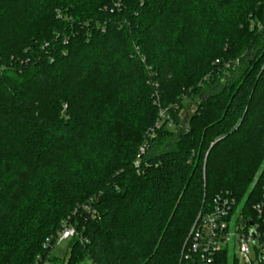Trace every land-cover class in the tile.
I'll return each instance as SVG.
<instances>
[{
    "label": "trees",
    "instance_id": "trees-1",
    "mask_svg": "<svg viewBox=\"0 0 264 264\" xmlns=\"http://www.w3.org/2000/svg\"><path fill=\"white\" fill-rule=\"evenodd\" d=\"M218 195L258 220L264 0H0V264H187Z\"/></svg>",
    "mask_w": 264,
    "mask_h": 264
},
{
    "label": "built area",
    "instance_id": "built-area-1",
    "mask_svg": "<svg viewBox=\"0 0 264 264\" xmlns=\"http://www.w3.org/2000/svg\"><path fill=\"white\" fill-rule=\"evenodd\" d=\"M236 207L235 198L218 195L212 210L199 216L188 237L189 253L184 254L187 264H214L215 254L222 249L229 251L230 243L238 246L239 256H235V264H264V200L253 206L258 220L244 217L237 221L232 233L229 228ZM75 234L76 227L67 223L57 237V244L68 241ZM192 254L200 256L193 259ZM85 264L98 263L89 261Z\"/></svg>",
    "mask_w": 264,
    "mask_h": 264
},
{
    "label": "rangeland",
    "instance_id": "rangeland-1",
    "mask_svg": "<svg viewBox=\"0 0 264 264\" xmlns=\"http://www.w3.org/2000/svg\"><path fill=\"white\" fill-rule=\"evenodd\" d=\"M187 100L188 99H185V102H188ZM191 110L194 111L195 109L191 108ZM173 127H174V125H173ZM255 184H256V180H255V182H253L252 188L255 186ZM241 208H242V204H239V206L236 207L235 212L232 214V221L230 222V228H229V231L232 233L236 230L237 221H239L245 217V215L243 213H241ZM233 241L235 242L234 238H233ZM67 245H68L67 241H65L61 244H57L56 248L54 250V253L57 255L63 256L65 251H66ZM228 254H229V260H228L229 264H235V256H237V257L239 256L238 246H236V244L234 245V243H230ZM46 264H50V263H46Z\"/></svg>",
    "mask_w": 264,
    "mask_h": 264
}]
</instances>
